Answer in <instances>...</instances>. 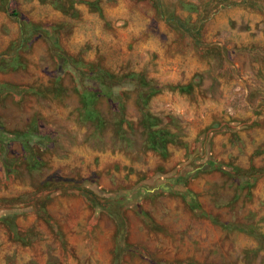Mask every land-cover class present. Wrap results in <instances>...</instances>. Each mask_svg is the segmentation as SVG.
<instances>
[{
  "label": "rangeland",
  "instance_id": "1",
  "mask_svg": "<svg viewBox=\"0 0 264 264\" xmlns=\"http://www.w3.org/2000/svg\"><path fill=\"white\" fill-rule=\"evenodd\" d=\"M0 264H264V0H0Z\"/></svg>",
  "mask_w": 264,
  "mask_h": 264
},
{
  "label": "trees",
  "instance_id": "2",
  "mask_svg": "<svg viewBox=\"0 0 264 264\" xmlns=\"http://www.w3.org/2000/svg\"><path fill=\"white\" fill-rule=\"evenodd\" d=\"M146 121H148V120H146ZM168 137H170V136H168V134H165V136H164V135H161L157 131L156 132H152L151 131L150 134H149L150 142L148 143V145L151 148L154 147L155 149L157 147L158 149H160V154L164 155L165 151H166V146H167V144L169 142L168 141ZM85 194H86L85 199H86V202L88 203L89 207L95 212L98 211L97 208L100 205L97 203V201H95V198H93V196L91 194H89V193H85ZM108 207L109 206L106 205V208H108ZM108 216L113 220V222L115 223L117 229L119 231H121L120 230L121 227H118L119 224L121 225V219L117 218L118 216L114 215V214L113 215L111 214V215H108ZM6 225H8L10 228L12 227L11 224H6ZM118 241H119V239H118ZM116 248H117L118 251L121 249L120 242H119V244H117Z\"/></svg>",
  "mask_w": 264,
  "mask_h": 264
},
{
  "label": "crops",
  "instance_id": "3",
  "mask_svg": "<svg viewBox=\"0 0 264 264\" xmlns=\"http://www.w3.org/2000/svg\"><path fill=\"white\" fill-rule=\"evenodd\" d=\"M65 198H66V197H65ZM65 198H64V201L66 202L67 199H65ZM76 201H77L78 204H83V203H82V199H81V197H79ZM85 204H86L85 206L87 207V210H88L87 213L89 214V212L91 211V208L89 207V205H88V203H87L86 201H85ZM65 212H67V211H66V208H65L64 213H65ZM90 213H91V212H90Z\"/></svg>",
  "mask_w": 264,
  "mask_h": 264
}]
</instances>
